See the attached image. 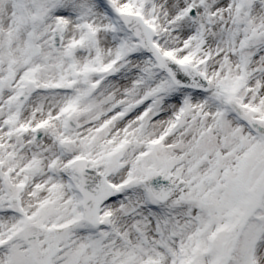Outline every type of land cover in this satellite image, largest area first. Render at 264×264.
<instances>
[{
  "label": "snow or ice",
  "instance_id": "obj_1",
  "mask_svg": "<svg viewBox=\"0 0 264 264\" xmlns=\"http://www.w3.org/2000/svg\"><path fill=\"white\" fill-rule=\"evenodd\" d=\"M0 264H264V0H0Z\"/></svg>",
  "mask_w": 264,
  "mask_h": 264
}]
</instances>
